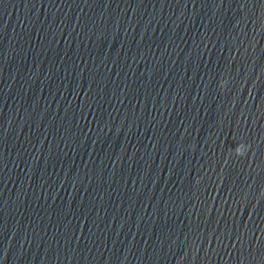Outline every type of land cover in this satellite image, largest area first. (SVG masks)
<instances>
[{
    "label": "water",
    "instance_id": "95a60500",
    "mask_svg": "<svg viewBox=\"0 0 264 264\" xmlns=\"http://www.w3.org/2000/svg\"><path fill=\"white\" fill-rule=\"evenodd\" d=\"M264 131V0H0V264Z\"/></svg>",
    "mask_w": 264,
    "mask_h": 264
}]
</instances>
